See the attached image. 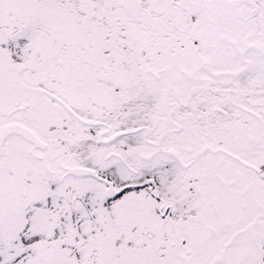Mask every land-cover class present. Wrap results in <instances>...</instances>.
Wrapping results in <instances>:
<instances>
[{
	"label": "snow or ice",
	"instance_id": "1",
	"mask_svg": "<svg viewBox=\"0 0 264 264\" xmlns=\"http://www.w3.org/2000/svg\"><path fill=\"white\" fill-rule=\"evenodd\" d=\"M0 264H264V0H0Z\"/></svg>",
	"mask_w": 264,
	"mask_h": 264
}]
</instances>
